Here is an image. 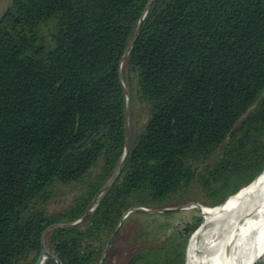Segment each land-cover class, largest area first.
Here are the masks:
<instances>
[{
    "label": "trees",
    "instance_id": "obj_1",
    "mask_svg": "<svg viewBox=\"0 0 264 264\" xmlns=\"http://www.w3.org/2000/svg\"><path fill=\"white\" fill-rule=\"evenodd\" d=\"M149 1L12 0L0 16V264H34L46 228L81 218L117 173L120 66ZM125 64L149 117L90 213L49 231L61 264H99L132 207L167 206L194 184L214 206L264 169V0H153ZM85 179L70 204L47 211L55 184ZM200 221L124 264H185Z\"/></svg>",
    "mask_w": 264,
    "mask_h": 264
},
{
    "label": "rangeland",
    "instance_id": "obj_2",
    "mask_svg": "<svg viewBox=\"0 0 264 264\" xmlns=\"http://www.w3.org/2000/svg\"><path fill=\"white\" fill-rule=\"evenodd\" d=\"M11 2L12 0H0V16ZM121 71L123 84L129 94V113L126 121V140L127 147H129L134 136L141 131L148 120L149 109L148 105L141 101L136 95L135 90L137 89V79L135 77V73L129 72L126 64L121 67ZM97 171L98 167L93 170L89 178L93 179ZM87 181L88 179L69 184H55L51 189L52 195L47 204V211L49 213L61 211L65 206L71 203L75 196L84 192ZM211 200L212 199L208 195L201 192L197 184H194L191 190L177 196L175 199L171 200L167 206H145L151 210L165 207L175 209L159 212L144 210L127 212L122 225L124 223L126 224V230L132 228H135L136 230L141 229L142 237H138L136 241L129 243L126 239V230H123V233L120 235L121 225L107 251L106 256L110 254L111 264H124L136 253L139 247H158L163 245V242H166L168 239L173 237H175V243L182 241L187 230L195 222V217L201 216L202 221L203 217L200 213V208L194 205L197 203L199 205L204 204L210 206ZM49 231L50 230H48L44 235L45 246ZM191 234L188 236L184 247L185 264H188L187 245ZM115 240H117L116 246L112 248V244Z\"/></svg>",
    "mask_w": 264,
    "mask_h": 264
},
{
    "label": "bare ground",
    "instance_id": "obj_3",
    "mask_svg": "<svg viewBox=\"0 0 264 264\" xmlns=\"http://www.w3.org/2000/svg\"><path fill=\"white\" fill-rule=\"evenodd\" d=\"M194 206L203 218L188 241V264H250L264 251V169L221 204Z\"/></svg>",
    "mask_w": 264,
    "mask_h": 264
},
{
    "label": "water",
    "instance_id": "obj_4",
    "mask_svg": "<svg viewBox=\"0 0 264 264\" xmlns=\"http://www.w3.org/2000/svg\"><path fill=\"white\" fill-rule=\"evenodd\" d=\"M152 1H153V0H150V1L148 2L147 6H146V8H145V11H144V13H143V15H142V17L140 18V20H139L138 23H137V26L135 27L134 33H133V35H132V37H131V39H130V41H129V43H128L127 49H126L125 53L123 54L122 61H124V60L127 58V56L129 55V53H130V51H131V49H132V47H133V44L135 43V40H136V38H137V36H138V34H139L140 26H141L142 20H143V18H144V15H145L147 9L149 8V6L151 5ZM121 67H122V65L120 66V77H122V74H121V72H122V71H121ZM124 88H125V86H124ZM125 93H126V110H125V117H126V121H127V116H128V113H129V94H128V92L126 91V89H125ZM125 134H126V124H125ZM127 152H128L127 140L125 139V149H124V153H123V155H122V158H121V160H120V162H119L117 173L114 174L113 177L109 180V182H108L105 186H103V187L101 188L100 192H99V193L93 198V200H92L91 204L89 205L87 211L85 212V214H84L81 218H79L78 220H76V221H74V222H72V223H69V224H66V223L53 224V225H51V226H49V227L46 228V230H45V231L43 232V234H42V249H41L40 254H39V256H38V258H37V260L35 261L34 264H43V262H44V260H45L46 258H53L54 260H56L57 264H61V261H60V260H59V259L53 254V253H51V252L47 249V247L45 246V244H44V235H45V233H46L48 230H52V229H55V228H58V227H61V226H64V225L74 226V225H77L78 223H80V222L82 221V219H84V218L90 213V211L93 209L92 206H93V204H95V203L98 201L100 195H101V194H102V193H103V192H104L109 186H111V184L114 182V180L117 178V176H118L119 173L121 172V169H122L123 163H124V161H125V158H126ZM228 196H229V195H228ZM224 200H225V199H224ZM224 200H223V201H224ZM223 201H222V202H223ZM222 202H221V203H222ZM221 203H220V204H221ZM214 206H215V205H214ZM172 209H175V208H166V207H165V208H160V209L151 210V209H149V208H146L145 206H136V207H132V208L128 209V210L125 212V214L123 215V217L121 218V220H120L119 224L117 225V227H116L114 233H113L112 236L110 237V239H109V241H108V243H107V245H106V247H105V250H104V252H103V255H102V258H101L99 264H102L103 261L105 260V257H106V254H107V251H108V249H109V247H110V245H111V243H112V241H113V239H114V237H115L117 231L119 230L120 226L122 225L123 220H124V218H125L127 212H129V211H134V210H135V211L144 210V211L159 212V211H168V210H172ZM43 257H44V260H43ZM250 264H264V251L261 252V254H259L258 256H256L254 259H252V261L250 262Z\"/></svg>",
    "mask_w": 264,
    "mask_h": 264
}]
</instances>
